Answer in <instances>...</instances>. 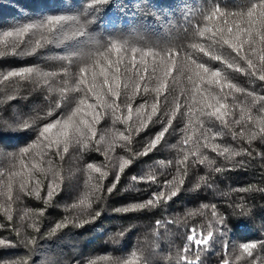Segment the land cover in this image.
<instances>
[{
  "label": "snow or ice",
  "instance_id": "6c2138e0",
  "mask_svg": "<svg viewBox=\"0 0 264 264\" xmlns=\"http://www.w3.org/2000/svg\"><path fill=\"white\" fill-rule=\"evenodd\" d=\"M189 5L190 0H169L163 6L158 0H134V13L141 20L175 29L178 42L167 46H138L126 39L98 36L97 26L110 8L126 10L116 0H59L47 11L19 13L17 24L7 28L0 25V58H39L51 46L68 49L52 57V62L45 60V66L0 68V90L10 88L0 95V220L6 219L8 223L2 226L11 227L18 238L5 239L0 234V264H30L28 258H11L10 254L6 258L3 250L22 246L28 250L25 256L30 257L43 238L39 218L44 209L25 208L21 215L13 205L31 197L47 206L61 191L63 177L58 163L70 150L83 162L80 171L86 179L85 190L66 208L86 214V224L101 216L98 209L105 194L116 190L125 169L133 166L137 157H147L164 147L166 135L179 133L177 143L168 145L175 150L174 159L156 162L143 175L133 176L132 181L157 184L158 168L171 167L175 175L165 179L163 187L147 199L118 211L155 214L153 210L178 196L190 169L198 170L200 166L204 175L197 177L193 190L213 189L212 173L223 169L209 152L235 160L251 156L254 142L264 144V92L256 91L264 89V0H198L194 8ZM234 73L251 77L254 87H240L234 82ZM177 76L186 79L188 87L181 91L183 101L175 97L168 107L169 80L175 83ZM16 85L30 93H40L44 107L15 109L12 102L28 98ZM136 97H140L139 102ZM161 97L165 109L161 108ZM152 128L157 130L143 145V151L134 152V139L141 133L147 135ZM227 135L248 147L217 143ZM23 138H28V143L20 147L16 142ZM117 149L125 154L118 155ZM91 153L104 160L93 161ZM257 155L264 158V153ZM245 163L237 160L234 166ZM110 174L113 178L105 185ZM43 180L48 181L46 187ZM233 191L264 189L249 186ZM229 207L237 217L252 215L253 210L246 204ZM236 208L240 211L236 212ZM195 216L205 217L206 223H184L181 246L156 264H205V255L230 231L229 218L215 203H203L186 212L181 220ZM17 217L25 221L24 235L15 222ZM179 223L175 219H157L149 231L159 237L169 225ZM69 224L82 226L79 217L66 216L52 227L50 235L55 236ZM134 227L115 233L110 237L112 243H118ZM28 229L40 236L32 235ZM221 253L219 264H264V240L242 242L231 249L224 243ZM154 255L157 254L151 249L146 253L137 244L125 256L98 257L87 264H153ZM46 264L59 261L50 259Z\"/></svg>",
  "mask_w": 264,
  "mask_h": 264
},
{
  "label": "trees",
  "instance_id": "16d2710c",
  "mask_svg": "<svg viewBox=\"0 0 264 264\" xmlns=\"http://www.w3.org/2000/svg\"><path fill=\"white\" fill-rule=\"evenodd\" d=\"M59 0H0V25L7 28L10 25L19 23V13L23 12L28 15L27 10L33 13L50 10L53 4ZM169 0H158V3L163 6ZM198 0H190V7H195ZM116 4H123L126 10H119L118 7H112L105 14L102 23L97 26L96 34L108 38L114 36L120 39H126L130 44L142 46L144 44H159L167 46L170 43L178 42V34L175 29L166 27H158L151 21H144L134 13V0H116ZM23 5L24 7H20ZM68 49L63 45L60 47L51 46L45 50L44 55L37 57H4L0 58V68H19L26 65L39 64L45 66V60L51 61L52 57L63 55ZM87 53V49L83 50ZM215 63V62H213ZM174 75H176L174 73ZM234 82L243 88H252L251 77L242 76L239 73L232 74ZM258 83V82H257ZM155 82H153V85ZM19 88L22 95L27 99H19L12 102L15 109L25 111L27 109L43 108L44 99L40 93H30L29 89H25L20 85ZM188 87V82L183 77L177 76L175 83L169 80V90L166 93L168 97V107L171 106L173 98L179 97L183 101L184 97L181 91ZM10 88L0 90V95L9 91ZM258 93L264 92V89L256 88ZM148 100H152V95H149ZM139 102L140 97H136ZM161 108L165 109L164 97H161ZM13 109H10V111ZM175 123V122H174ZM117 127H123L118 125ZM151 127V126H150ZM183 127V124H181ZM158 128V126H157ZM157 128H152L147 135L141 133L140 137L134 139L132 145L134 152H142L143 145L148 139L155 134ZM238 130V129H237ZM179 133L166 135L167 144L160 148L159 151L154 150L147 157L139 156L133 166L125 169L124 174L120 177V182L117 184L116 190L112 194H105L103 204L99 209L102 214L99 218L89 223L84 224L83 220L87 219V215H81L79 209L68 210L67 205L73 203L77 195L85 190L84 180L86 177L80 171L83 167V162L78 156L70 150L69 154L65 155L63 161L58 163V170L63 177L60 193L53 197L51 202L45 206L42 200L27 198L23 203L13 205L16 213L23 214L25 208L44 209V215L39 218L42 239H39V246L34 252H31L30 257L25 256L28 251L22 246L13 249H4L3 252L10 254L11 258H28L30 264H46L50 259L59 261V264H87L90 259L105 256H125L140 244L145 252L151 249L157 255L153 256V264H156L169 251H175L182 244L179 238L184 232V223L190 226L206 223L205 217L195 216L189 217L186 220H181L184 214L190 210H195L203 203H215L218 209L224 213L230 220V231L223 237L208 254L205 255V264H219L222 244L227 243L231 249L232 245H239L242 242L264 240V192L248 191L239 192L233 189L249 188L264 189V158H261L257 153H264V144L254 142L251 146V156L236 157L235 160H225L224 157H217L215 153L209 152V156L216 159L217 166H220L223 171L220 173H212L213 189L203 188L201 190H193V185L199 175H204L203 166L200 169H190L189 176L185 178L184 185L180 187V192L177 197H174L168 204L163 205L159 209L153 210L155 214L147 212H132L123 213L118 211L132 203L147 199L153 191H157L163 187L165 179H171L175 175V170L171 167L166 169H156L157 184L134 183L133 176L143 175L146 170L156 164L158 161L173 160L176 153L171 150L168 145L176 144L179 140ZM22 147L28 143V138L20 139L16 142ZM164 142L162 141V144ZM217 143L230 145L233 148H246L239 139L233 140L230 135H227L223 140H217ZM118 155L125 153L117 149ZM91 159L97 163L104 160L103 156L97 153L89 154ZM89 157L86 156L85 160ZM245 160L243 166H234L237 160ZM113 161L116 162V156H113ZM112 175L104 181L108 185L112 180ZM46 187L48 181H42ZM44 192H41V196ZM243 198V199H241ZM3 201L0 200V203ZM230 204H246L251 208L252 215L248 218H241L233 215V208ZM94 208L96 205L93 206ZM236 212L240 209L236 208ZM80 218L82 226L76 227L72 224L65 229L59 231L55 236L50 235V230L54 225L64 219ZM175 219L181 221L179 224L169 225L167 230L163 231V235L155 237L149 231L157 219ZM20 227L21 235H24L25 223L17 217L15 220ZM7 220H0V234L5 239H18L11 227L4 228L2 225L7 224ZM236 224V227H231V224ZM130 226H135L132 231L127 232L118 243H112L110 237L115 233L128 229ZM32 232L31 229H28ZM32 235L40 236L32 232ZM99 264H105L100 261Z\"/></svg>",
  "mask_w": 264,
  "mask_h": 264
}]
</instances>
